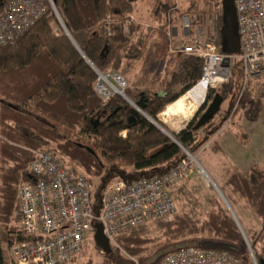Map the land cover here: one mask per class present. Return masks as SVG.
I'll list each match as a JSON object with an SVG mask.
<instances>
[{"label":"trees","instance_id":"trees-1","mask_svg":"<svg viewBox=\"0 0 264 264\" xmlns=\"http://www.w3.org/2000/svg\"><path fill=\"white\" fill-rule=\"evenodd\" d=\"M8 1L4 0L0 12ZM52 1L58 16L43 0L47 13L27 33L0 44V264H6L3 244L27 241L17 226L18 188L32 181L28 168L35 151L42 149L71 171L86 175L95 186L93 207L98 215L107 186L117 181L134 184L167 174L186 157L184 150L192 155L200 151L227 121L223 117L216 121L222 116L220 109L211 122L196 129L197 116L175 135V143L142 115L129 121L132 106L121 96L104 102L96 94L97 72L118 73L125 79L145 58L142 73H151L163 53V43L168 44L167 29L172 24L165 23L163 9H154L156 20H164L160 23L161 39L149 45L143 29L139 40L133 38L140 26H135L131 17L136 5L145 0ZM187 2L192 5L187 16L193 23L198 16L218 19L215 44L224 54L221 29L226 16H232L238 34L233 0L225 3V10L222 0H207V6L212 8L208 14L197 11L196 0ZM174 42L173 53L169 54L176 65L164 79L158 83L160 77L156 76L144 87L135 85L125 91V96L154 121L168 105L191 91L203 75L202 59L179 51L183 39ZM234 82L232 76L227 84L210 89L198 115L216 95L221 94L223 103L227 101L234 93ZM227 184L262 220L261 228L250 237L255 261L261 264L264 171L254 168L248 174L236 173ZM176 190L177 187L172 191L175 202L187 194L185 187ZM117 243L120 248L112 247L110 253H103L101 264H162L169 253L188 245L228 253L243 264H252L236 222L220 206L208 212L203 221L192 214L176 213L168 221H156L121 234Z\"/></svg>","mask_w":264,"mask_h":264},{"label":"built area","instance_id":"built-area-1","mask_svg":"<svg viewBox=\"0 0 264 264\" xmlns=\"http://www.w3.org/2000/svg\"><path fill=\"white\" fill-rule=\"evenodd\" d=\"M45 1L58 16L53 1ZM233 3L240 40L238 55L218 51L215 44L217 18L194 23L189 17L184 20L187 42L178 49L184 55L203 61L202 78L193 88L207 84L202 104L207 92L218 82L223 84L230 80L236 63L240 64L243 83L264 79V0H233ZM46 13L43 0H9L0 12V44L27 33ZM97 74L95 92L104 102L116 95L126 97L127 82L120 74ZM184 152L186 157L182 162L161 177L142 179L134 184L117 181L107 186L97 215L93 207L95 186L86 175L71 171L42 149L35 151V159L28 168L32 181L18 188L17 226L27 241L6 246V264H70L84 251L97 224L102 226L111 247L119 249L117 238L121 234L172 219L177 213L172 191L195 172L196 158ZM251 255L252 264H257ZM162 264L243 263L228 253L186 246L169 253Z\"/></svg>","mask_w":264,"mask_h":264},{"label":"rangeland","instance_id":"rangeland-1","mask_svg":"<svg viewBox=\"0 0 264 264\" xmlns=\"http://www.w3.org/2000/svg\"><path fill=\"white\" fill-rule=\"evenodd\" d=\"M197 2L199 5L197 6L198 12L212 13V8L207 6V0H196ZM191 7L192 5L187 0H145L136 5L135 13L131 16L134 25L137 26L139 24L140 26L139 30L137 28V33L133 36L135 41L142 37V29V33H147L148 35L147 41L149 45L161 39L160 23L164 22V20H156L155 8L163 9L167 17V22L165 23L172 24H169L167 29L168 36L165 41L168 44L164 42L162 45L163 55L167 53L166 62L164 63L163 55H160L154 63L151 73L144 75L142 70L145 58L141 59L142 61L139 60L135 64L136 66L125 76L127 88L133 89L135 85L144 87L151 83L156 76L160 77L157 80L160 83L166 73L168 74V71L172 69L171 67L176 65L175 62L172 64L174 56L169 53H173L174 41L177 39L181 38L184 43L187 42L184 38L186 34L183 32V25L185 18L189 17L187 13L191 11ZM207 16L209 17V15ZM208 17L198 16L194 22L207 19ZM137 18L142 19V24ZM149 28L152 30L150 31ZM167 45L169 46L166 52ZM239 68L238 65H235L232 69V76H234V83L236 84L234 93L223 103L221 107L222 116L216 118L217 122H220L222 117L227 118V121L223 124L222 129L206 144L207 146L194 153L193 156L196 158L195 172L189 179L177 186L176 191L180 187H185L187 194L184 195V198L180 196V201L178 200L176 203L178 214H192L201 221L207 217L208 212L213 208H219L220 206L226 209L232 218H236V222L245 236L242 235L249 253V259L253 261L251 250L247 244L252 249L250 237L261 228L262 220L247 206L244 200L233 192L227 181L236 173L248 174L254 168L261 172L264 171V79H253L249 83H242L243 79ZM159 70L163 73L158 74ZM132 81L136 82L133 84L131 83ZM221 85L224 84L218 82L214 88H219ZM245 88L247 90L244 93ZM212 101L207 104V107L200 115L198 113L204 103L201 107L193 103V107L188 111L189 116H191L189 120L183 121V118L178 116V118L172 120L165 118V121L163 120L165 123H163L160 114L155 122L167 134L175 137L183 127V122L185 125L186 122L189 121L190 123L195 117L199 116L195 119V123H197ZM214 147H219L218 151H215ZM202 172L205 173L203 174ZM94 235L95 233L92 235V242L91 240L89 241L84 251L73 264H101L103 252L98 251L93 244L95 242ZM3 248L5 250L6 245L3 244Z\"/></svg>","mask_w":264,"mask_h":264},{"label":"water","instance_id":"water-1","mask_svg":"<svg viewBox=\"0 0 264 264\" xmlns=\"http://www.w3.org/2000/svg\"><path fill=\"white\" fill-rule=\"evenodd\" d=\"M4 3V0H0V8L2 7ZM221 36L224 38V54L225 55H238L240 53V40L237 34L236 27L234 25V20L232 16H226L225 18V24L223 28L221 29ZM131 106V117L130 120H133L134 118H138L139 116H144L149 121H151L154 125H156L161 131H163L165 134H167L161 127L157 125V123L149 118L144 112L143 109L137 105H134L127 97H123ZM223 104V99L220 95H216L208 109L205 111V113L201 116L199 119L196 129L202 128L209 122H211L214 117L219 113L221 107ZM175 143H177L175 137L170 136L167 134ZM235 222L236 218L233 217ZM237 226L240 229V226L236 222ZM242 235L244 236L242 230L240 229ZM245 237V236H244ZM94 241L97 247L103 252V253H110L112 250V247L107 239V237L103 233V228L100 224L95 225V235H94ZM247 243V242H246ZM248 248L251 250L250 252L253 254L252 249L250 248V245L247 244ZM261 264H264L262 261Z\"/></svg>","mask_w":264,"mask_h":264},{"label":"bare ground","instance_id":"bare-ground-1","mask_svg":"<svg viewBox=\"0 0 264 264\" xmlns=\"http://www.w3.org/2000/svg\"><path fill=\"white\" fill-rule=\"evenodd\" d=\"M206 83H202L201 85L197 86L195 89L189 91L185 97H182L180 100L175 102L174 104L170 105L163 115L161 116V121L165 123L163 117H167L169 115H177V114H188L190 109L188 108L187 103L190 102V105L193 106V103L200 104L204 99L205 91H206ZM193 102V103H192ZM193 111V110H192ZM189 115V114H188Z\"/></svg>","mask_w":264,"mask_h":264},{"label":"crops","instance_id":"crops-1","mask_svg":"<svg viewBox=\"0 0 264 264\" xmlns=\"http://www.w3.org/2000/svg\"><path fill=\"white\" fill-rule=\"evenodd\" d=\"M222 1H223V3H224L223 6H224V10H225V9H227V6L225 5V3H229V0H228V1H227V0H222ZM137 19L139 20L140 24H142V19H141V18H137ZM160 55H163V53H161ZM166 56H167V53H166L165 55H163V57H164V58H163L164 63L166 62V61H165V60H166ZM168 63H169V60H168ZM161 73H163V72H161ZM205 92H206V91H205ZM186 95H187V94H185L183 97H185ZM181 98H182V97H181ZM181 98H180V99H181ZM180 99H179V100H180ZM177 101H178V100H177ZM177 101H176V102H177ZM202 102H203V100H202ZM202 102H201L200 104H198L199 107L202 106ZM174 103H175V102H174ZM174 103H173V104H174ZM192 103H193V102H192ZM170 105H172V104H170ZM170 105H168V106L166 107V109H167ZM187 105H188V108H187V109H191V107H193V106L190 105V102L187 103ZM166 109H165V110H166ZM164 112H165V111H164ZM164 112H163V113H164ZM163 113L161 114V116L163 115ZM188 114H189V113H188ZM188 114H186V115H185V114L169 115V116H167V117H163V118H164V121H165V118H169V119L172 120V119H174V118H178V116H179V117L183 118V121H186V120H189V118H191V116H189ZM183 121H182V122H183ZM188 123H189V121L186 122L185 125H184V122H183V127L180 129V131L183 130L184 128H186V127L188 126Z\"/></svg>","mask_w":264,"mask_h":264},{"label":"flooded vegetation","instance_id":"flooded-vegetation-1","mask_svg":"<svg viewBox=\"0 0 264 264\" xmlns=\"http://www.w3.org/2000/svg\"><path fill=\"white\" fill-rule=\"evenodd\" d=\"M207 110V109H206ZM203 115V114H202Z\"/></svg>","mask_w":264,"mask_h":264}]
</instances>
